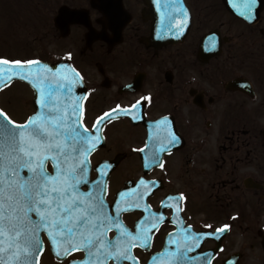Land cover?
<instances>
[{
  "label": "flooded vegetation",
  "instance_id": "af4514ba",
  "mask_svg": "<svg viewBox=\"0 0 264 264\" xmlns=\"http://www.w3.org/2000/svg\"><path fill=\"white\" fill-rule=\"evenodd\" d=\"M111 1L123 7L120 23H104L91 0H0L2 18L11 21L0 59L27 61L28 46L38 55L29 60L66 61L80 75V124L94 142L81 190L95 191L100 181L110 215L121 201L128 210L118 221L133 236L141 225L148 229L147 245L135 241L121 264H153L177 251L169 240L187 245L178 264H264V0L245 15L238 0H182L189 30L160 44L144 0ZM62 7L71 14L57 22ZM63 41L66 52L54 57L51 47ZM33 99L32 88L16 80L0 91V109L23 123ZM105 113L110 118L98 123ZM117 234L113 228L107 236ZM40 235L38 264L87 257L83 249L66 255Z\"/></svg>",
  "mask_w": 264,
  "mask_h": 264
},
{
  "label": "snow or ice",
  "instance_id": "6c2138e0",
  "mask_svg": "<svg viewBox=\"0 0 264 264\" xmlns=\"http://www.w3.org/2000/svg\"><path fill=\"white\" fill-rule=\"evenodd\" d=\"M238 3L244 11L237 4L234 7L245 15L250 14L255 0ZM174 10L183 11L179 6H174ZM39 63L0 59V84L19 76L32 82L40 94L39 110L23 123L12 120L0 109V264H34L42 250L41 232L66 255L83 249L87 257L82 264H107L109 260L121 264L122 260L131 259L129 252L135 241L147 245L148 229L141 225L133 236L118 221L121 211L128 210L121 208V201L113 205L116 217L110 215L100 181L96 182L95 191L81 190V185L88 182L87 157L94 142L87 129L82 130L78 107H68L56 95L62 88L70 92L75 81L64 84L55 80L57 74H53V80L41 88L36 77L26 74L25 67ZM106 118H110L109 113L97 122ZM153 159H158L157 153H153ZM49 162L53 166L51 172L47 169ZM113 228L118 234L109 239L107 233ZM169 243H175L177 251L162 252L153 264H178L183 255L179 250L187 245L173 240Z\"/></svg>",
  "mask_w": 264,
  "mask_h": 264
},
{
  "label": "water",
  "instance_id": "95a60500",
  "mask_svg": "<svg viewBox=\"0 0 264 264\" xmlns=\"http://www.w3.org/2000/svg\"><path fill=\"white\" fill-rule=\"evenodd\" d=\"M99 0H92V5ZM146 3L151 7L153 13V22L155 25V41L159 44L163 43L165 40L177 41L181 39L187 32L189 27V17L187 15L186 10L184 9L181 0H145ZM174 6H179L183 9L181 12H176L174 10ZM95 7V6H94ZM105 8L99 10L104 15L108 22L114 23L116 21L117 14L114 12L115 10L112 8V1L107 3ZM71 14V11L68 8L63 7L59 11V18L57 22L68 15ZM116 23V22H115ZM92 32L90 33V35ZM26 67V74L30 77H36L37 83L41 85V88H44L45 82H49L53 80V74H57L55 76V80L67 84L69 81H75L72 83L71 91L68 92L65 89H60L56 95L59 97L61 103L68 104V107H72L76 105L78 107V116L80 114V109L82 107L84 91L82 83L78 77V75L74 72V70L69 66V64L65 62H60L56 64H48L44 62H40L39 64H34ZM51 70V71H49ZM19 71V69H17ZM67 76V80H63L62 78ZM14 79H22L19 76H13ZM24 80V79H22ZM11 81H6L5 84H0V89L7 86ZM30 85L35 90V108L36 111L39 110L38 100L40 99V94L37 91L35 85L28 81ZM79 98V99H77ZM264 245V242H263Z\"/></svg>",
  "mask_w": 264,
  "mask_h": 264
},
{
  "label": "rangeland",
  "instance_id": "374dc122",
  "mask_svg": "<svg viewBox=\"0 0 264 264\" xmlns=\"http://www.w3.org/2000/svg\"><path fill=\"white\" fill-rule=\"evenodd\" d=\"M4 17V13H2V8H1V2H0V39L1 37L5 36V32L2 31L3 28H4V25L5 24H9V22L11 21H4V19L2 18ZM3 20V21H2ZM15 30H12V31H8L6 32L8 34V36L10 35H14L15 34ZM69 43V41H63L57 45H54L51 47V52L53 54V56H63V54L66 52V45ZM24 49H25V53H24V60H29V59H36L37 58V54L36 55H33V54H28L30 50V47L28 46H24ZM32 49V48H31ZM27 92H25V95H26Z\"/></svg>",
  "mask_w": 264,
  "mask_h": 264
}]
</instances>
